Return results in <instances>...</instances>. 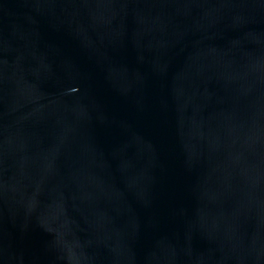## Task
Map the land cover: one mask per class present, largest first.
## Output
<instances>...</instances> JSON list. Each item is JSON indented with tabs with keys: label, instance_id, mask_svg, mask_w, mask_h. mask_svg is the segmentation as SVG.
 <instances>
[{
	"label": "water",
	"instance_id": "95a60500",
	"mask_svg": "<svg viewBox=\"0 0 264 264\" xmlns=\"http://www.w3.org/2000/svg\"><path fill=\"white\" fill-rule=\"evenodd\" d=\"M0 264H264V0H0Z\"/></svg>",
	"mask_w": 264,
	"mask_h": 264
}]
</instances>
